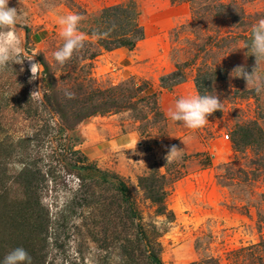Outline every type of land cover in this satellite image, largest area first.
<instances>
[{
  "label": "rangeland",
  "instance_id": "rangeland-1",
  "mask_svg": "<svg viewBox=\"0 0 264 264\" xmlns=\"http://www.w3.org/2000/svg\"><path fill=\"white\" fill-rule=\"evenodd\" d=\"M130 1L140 14L146 39L120 55L103 51L93 73L99 88L146 89L147 95H139L122 112L82 123L75 150L83 152L88 137L98 141L128 135L131 145L103 161L89 159L88 164L106 175L73 170L66 162L75 164L81 155L61 152L60 142L51 144L55 155L43 158L34 150L45 149L34 143L21 151L41 170L45 182L38 200L49 222L43 240L35 245L42 259L38 264H151L152 252L163 264H264V91L257 93L243 78L231 76L236 67L251 73L256 66L245 45L253 26L264 18V0H9V7L21 13L14 31L26 58L13 65L23 67L28 94L39 91L30 97L32 110L41 115L39 125L51 126L55 112L47 103L50 93L38 58L44 54L54 62L51 53L62 42L57 18L79 14L80 29L104 7ZM39 31L46 35L42 43L34 38ZM32 63H38L34 80ZM178 70L186 75L184 83L199 80L205 94L217 95L223 104L198 130L153 111L159 107L162 112L159 99L166 89L160 78ZM257 72L264 77V62ZM9 74L0 71L3 81ZM174 88L164 92L171 100ZM5 110H0L6 113L0 139L6 135L16 141L32 134L34 122L24 121L22 114L10 118L11 111ZM136 141L138 154L130 149ZM61 143H70L66 135ZM172 145L183 154L167 164L164 156ZM19 159L12 158L11 172L21 169ZM145 177L157 180L159 192L166 193L164 213L141 187ZM115 178L126 184L138 216L122 201ZM8 196L21 199L23 193L9 182ZM9 245L5 255L12 250Z\"/></svg>",
  "mask_w": 264,
  "mask_h": 264
},
{
  "label": "trees",
  "instance_id": "trees-1",
  "mask_svg": "<svg viewBox=\"0 0 264 264\" xmlns=\"http://www.w3.org/2000/svg\"><path fill=\"white\" fill-rule=\"evenodd\" d=\"M172 1L176 2V0ZM78 31L88 39H84V47L76 53L78 54L77 57L73 56L63 66L55 61L53 63L48 61L44 54L38 58L40 64L45 68L46 79L43 80V83L47 89L45 91L50 93L47 97V103L55 108L51 126L39 125L42 123L41 115L31 108V95L28 94L27 84L24 81L25 73L21 72L17 66L12 65L9 66L10 69L4 70L5 72L8 71V74L11 72L7 80L3 81L0 76V110L6 109L4 113L8 110L11 111L10 118L22 114L25 116L24 121L35 123L32 134L28 137H18L16 141H11V138L5 135L4 138L0 139V264H2L9 244L12 250L18 247L16 245L26 249L32 257V264H38L40 260L42 261L39 257L40 249H37L35 245L43 240L42 234L45 233L49 222V214L38 200L39 192L45 182L41 170L35 163L27 162L28 158L21 151L30 149L34 143L37 148L43 147L45 149L44 151L34 150L37 158H43L48 153L55 155V150L51 144L54 141L60 142L61 152L69 150L67 153L81 155L75 164L66 162L73 170L79 169L81 173L86 174L88 172L90 174H96V172L103 174L96 166L88 164L89 158L83 152L75 150L78 142V127L99 115L122 112L131 107L139 95L146 94V89L136 92L119 88H99L93 73L94 61L103 51L133 50L146 39V31L140 22V14L134 2L104 7L98 16L91 21L89 20L86 26L78 29ZM62 43L63 41L61 45ZM59 73L60 75H58ZM185 81V73L178 70L162 76L160 86L162 89L171 90L174 86ZM195 82L198 93L205 94L201 82L199 80ZM7 93L8 95H5ZM140 99L145 100V97ZM63 106H76L80 109L64 111ZM153 111L159 112L163 118H166L159 107H155ZM1 112L3 111H0V122L1 119H5L6 114L3 115ZM53 133L59 134L61 137L53 136ZM3 134H5V130L2 124L0 136ZM65 135L70 141L68 145L61 143V139ZM47 143L49 145L45 148ZM18 156L20 159L17 162L21 165V169L11 172L9 167L12 165V158ZM115 180L117 182L113 183L114 187L122 195V201L126 204L127 209L138 216L126 184L117 178ZM9 182L21 189L23 198L9 199ZM140 185L148 198L158 205V210L164 213L166 211V193L164 191L159 192L157 180L145 177L140 180ZM142 229L139 225V230L144 236L145 233ZM148 259L151 264H163L160 257L154 252L149 253Z\"/></svg>",
  "mask_w": 264,
  "mask_h": 264
},
{
  "label": "clouds",
  "instance_id": "clouds-1",
  "mask_svg": "<svg viewBox=\"0 0 264 264\" xmlns=\"http://www.w3.org/2000/svg\"><path fill=\"white\" fill-rule=\"evenodd\" d=\"M20 16L19 9L9 7V0H0V71L6 70L13 64H23L26 59L22 56L23 42L14 31ZM82 19L83 17L76 13L57 18V23L61 28L59 36L63 43L51 53V56L60 66L66 64L75 53L80 52L84 47V36L78 31ZM245 48L248 50L247 55L250 53L255 57L256 66L251 73L247 72L244 67H236L232 70L231 76L243 78L247 88L251 87L259 93L264 91V77H261L257 72L260 63L264 62V18L253 26L250 43H247ZM37 65L38 63H32L30 67L33 80L37 78ZM20 71H24L23 67ZM38 94L39 91H33L31 98ZM222 107L223 104L217 95L197 94L178 99L174 109H169L167 115L174 122H182L188 129L198 130L209 122L210 115L218 110L221 111ZM137 142H135L134 148H130L134 154H138L136 153ZM182 154L183 149L172 145L167 149L164 159L169 164L181 158ZM141 162L143 163V161ZM2 264H32V257L26 249L17 247L4 256Z\"/></svg>",
  "mask_w": 264,
  "mask_h": 264
},
{
  "label": "crops",
  "instance_id": "crops-1",
  "mask_svg": "<svg viewBox=\"0 0 264 264\" xmlns=\"http://www.w3.org/2000/svg\"><path fill=\"white\" fill-rule=\"evenodd\" d=\"M36 40L39 43H42L46 39V35H44L43 31H39L34 35ZM123 52V49L114 50L111 52H107L108 55H120L119 52ZM167 74V73H166ZM175 89V88H174ZM163 91L161 93V97L159 99L161 110L166 118L169 119L167 113L169 109H174L175 103L180 98H185L189 96L197 95V87L195 82L189 81L183 84L176 86L175 93H171L170 95L174 99H170L168 95H166ZM171 97V98H172ZM128 135L118 136L114 138H104L98 141H95L91 138H87L85 143L83 144V152L91 161H103L105 158H108L111 152L121 149L123 147H127L131 145V141L127 140Z\"/></svg>",
  "mask_w": 264,
  "mask_h": 264
}]
</instances>
